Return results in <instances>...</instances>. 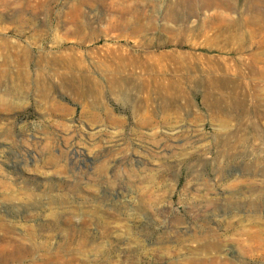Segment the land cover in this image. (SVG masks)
Segmentation results:
<instances>
[{
  "label": "rangeland",
  "instance_id": "1",
  "mask_svg": "<svg viewBox=\"0 0 264 264\" xmlns=\"http://www.w3.org/2000/svg\"><path fill=\"white\" fill-rule=\"evenodd\" d=\"M132 1L0 0V264H264V213L227 202L264 137V0ZM152 64L189 95L141 123L124 79Z\"/></svg>",
  "mask_w": 264,
  "mask_h": 264
},
{
  "label": "bare ground",
  "instance_id": "2",
  "mask_svg": "<svg viewBox=\"0 0 264 264\" xmlns=\"http://www.w3.org/2000/svg\"><path fill=\"white\" fill-rule=\"evenodd\" d=\"M186 1L184 0H167L165 2L166 5L169 6H182ZM133 4L139 3V0H133ZM155 5V2H148ZM164 3V2H163ZM114 61L119 62L120 66L122 63L126 62L125 58L115 57L112 58ZM142 60V58H141ZM155 61L153 58H148L147 62ZM157 61L163 62V57H159ZM154 67V64L150 66L149 69L143 67V74L136 75L137 72H134L132 69L125 74V81L130 83H135L137 81L139 92L135 98L134 106L136 108V112L140 111L142 113L143 121L141 123H148L149 117L152 113H159V111H169L171 107L177 106L180 104V100L183 96H187V88L180 87L181 83L176 82L167 77V73L164 72L166 70H162L163 67L157 72ZM176 70H180L181 68H175ZM187 71H191L192 69H186ZM178 73V71H177ZM176 73V74H177ZM213 71L207 72L206 75H203L205 78L204 82H208L210 80V74ZM174 74V73H172ZM178 77V76H174ZM184 77V76H182ZM188 80L191 81L197 77H201L200 75H187ZM203 78V79H204ZM187 80V81H188ZM135 81V82H134ZM204 83V84H206ZM220 83V82H219ZM255 89V93H256ZM90 92L96 96V99L99 101V91L95 87L90 89ZM254 94V88L249 85L238 86L235 88L232 101H233V109L236 114V119L238 124L240 125L243 116H247V120H249V113L253 112V109L250 106L255 107L256 103L252 99V95ZM189 95V94H188ZM192 97V96H191ZM158 101H161L163 104L157 106ZM257 102V101H256ZM259 104V103H257ZM262 104V103H261ZM127 105V104H126ZM264 106V104H262ZM256 127L255 124L248 121V129H254ZM175 134L181 132V130H176ZM244 137L247 138L248 142H252V150L243 151L242 145L245 142ZM242 137L239 135L236 138V154H235V164L234 168L236 171H239V176L234 180L233 191L229 193V198L227 202L234 206L236 211H249V212H263L264 213V137L260 138L257 136H250V132ZM69 159L73 166H78L82 159L80 155L76 152H70ZM249 160V163L243 165V160ZM99 197L104 198L105 200H109V198H122V192L118 190H110L108 188H101L99 190ZM149 198H156V195L150 194ZM211 203V202H209ZM212 205L215 206L214 203ZM260 219V218H255ZM254 223H256L254 221ZM237 228H240V224L238 223ZM182 231L178 232L179 235ZM245 234L252 238L257 237L264 243V229H251L245 231ZM214 248H218L217 245H212ZM26 264H72V260L62 258L59 253H54L53 256H49L45 260L37 261V262H27Z\"/></svg>",
  "mask_w": 264,
  "mask_h": 264
}]
</instances>
